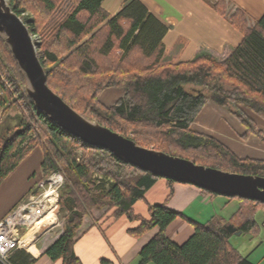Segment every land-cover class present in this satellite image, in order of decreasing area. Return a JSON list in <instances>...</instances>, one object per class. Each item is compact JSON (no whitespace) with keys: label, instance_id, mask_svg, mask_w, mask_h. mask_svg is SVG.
<instances>
[{"label":"trees","instance_id":"1","mask_svg":"<svg viewBox=\"0 0 264 264\" xmlns=\"http://www.w3.org/2000/svg\"><path fill=\"white\" fill-rule=\"evenodd\" d=\"M6 1L31 35L40 39L36 50L49 88L86 120L146 149L264 178V161L240 159L218 140L192 131L207 102L222 101L219 104L248 132L264 141V131L248 113L264 120V16L251 25L242 9L229 12L231 4L217 0L214 7L244 35L242 43L224 61L201 55L192 62L167 64L163 38L168 27L139 0H127L113 17L103 10L104 0H79L61 16L56 11L62 0ZM109 88L125 92L111 108L99 99ZM0 91V113L6 116L15 109L21 114L18 121L6 119L0 124V186L36 148L43 151L44 177L60 172L65 178L62 227L43 255L54 262L83 264L75 253L78 231L89 214L108 207L114 219L126 216L140 221L132 230L135 237L158 228L141 250L139 264H254L232 245L233 235L224 226L230 222L243 235H257L261 225L256 216L264 210L263 203L231 198L239 207L228 221L195 223V233L187 242L172 241L167 228L178 212L157 204L149 207L148 219L134 214L135 204L161 177L84 143L52 122L30 98L26 77L1 35ZM95 174L110 180L99 184ZM174 182L169 180L170 185ZM36 248L16 251L12 263L35 264Z\"/></svg>","mask_w":264,"mask_h":264},{"label":"crops","instance_id":"2","mask_svg":"<svg viewBox=\"0 0 264 264\" xmlns=\"http://www.w3.org/2000/svg\"><path fill=\"white\" fill-rule=\"evenodd\" d=\"M126 1L104 0L102 8L113 17L123 9ZM139 1L168 27V32L163 38L166 48L164 61L167 64L192 62L201 55H211L217 61H224L244 39V35L230 23L228 17L214 7L217 0ZM227 2L234 9H242L251 25L264 16V0H227ZM124 95V90L120 88H109L101 92L99 99L104 106L111 108ZM248 113L264 131V120L253 113ZM192 131L218 140L240 159L264 161V141L248 132L247 128L217 101L207 102L193 123ZM43 159L42 149L36 148L0 186V221L36 189L43 174L41 170ZM34 173L35 180L32 182L30 178ZM171 191L173 194L170 197ZM230 201L226 203L225 200L212 196L192 184L174 182L170 185L167 179L160 178L146 192L144 199L135 204L134 214L139 218L148 219L151 205L166 204L169 209L179 213V216L168 226L167 235L172 241L182 245L194 235L195 223H205L219 218L228 221L219 215L217 209L214 212V208L224 210L233 203V200ZM210 207H213L212 212L209 211ZM206 211H208L207 215ZM261 212L264 213V210ZM93 213L86 217L78 231L80 238L75 245V253L81 262L139 264L141 250L158 233V228L141 237H135L132 230L140 225L139 220L132 221L126 216L114 219L110 216V212L107 213L105 210H97ZM202 215L206 217L199 218ZM203 219L206 221H202ZM257 221L261 225L260 230L257 235L251 236L248 244L234 242L238 240H234L233 237H240L237 235L231 237V243L252 263L264 264V216ZM55 239L56 236L51 234L38 242L44 241V245L36 248V254L33 253L37 258L35 264H63L62 260L54 262L42 254Z\"/></svg>","mask_w":264,"mask_h":264},{"label":"water","instance_id":"3","mask_svg":"<svg viewBox=\"0 0 264 264\" xmlns=\"http://www.w3.org/2000/svg\"><path fill=\"white\" fill-rule=\"evenodd\" d=\"M0 35L11 48L24 73L28 94L36 107L69 134L90 146L107 149L117 158L154 176L192 184L221 196L250 199L264 204V178L232 174L140 147L133 140L78 114L49 88L48 76L38 58L32 35L6 0H0ZM224 227L231 235L243 234L232 223Z\"/></svg>","mask_w":264,"mask_h":264},{"label":"built area","instance_id":"4","mask_svg":"<svg viewBox=\"0 0 264 264\" xmlns=\"http://www.w3.org/2000/svg\"><path fill=\"white\" fill-rule=\"evenodd\" d=\"M64 185V176L53 172L0 221V264H13L16 251L32 252L42 238L62 227L59 215ZM20 227L23 232H18Z\"/></svg>","mask_w":264,"mask_h":264},{"label":"rangeland","instance_id":"5","mask_svg":"<svg viewBox=\"0 0 264 264\" xmlns=\"http://www.w3.org/2000/svg\"><path fill=\"white\" fill-rule=\"evenodd\" d=\"M78 1L79 0H62L61 1V3L59 4V7H58V9H57V11H56V13H57V15L58 16H61L63 13L65 14H67V12H69V11H71V9L73 8V6H75L77 3H78ZM229 12H234V7H232V5H230L229 6V8L227 9ZM30 16L32 17V14H30ZM60 18V17H59ZM3 37V36H2ZM33 37V40H34V42L36 43L37 41H39L40 42V39H39V37H38V39H37V41H36V38L35 37H37V36H32ZM4 38V37H3ZM27 89H28V84H27ZM0 116H1V118H0V124H2V125H4V122H6V119H8V121L10 122H12V120H17L18 121V119H20V117H21V114L17 111V110H15V109H13V110H11L9 113H8V115H6V116H4V115H2V113H0ZM10 122V123H11ZM13 123V122H12ZM93 123H95V122H93ZM44 142V141H43ZM78 154H81V151H79L78 152ZM225 172V171H224ZM36 173H38V172H36ZM229 173H232V174H237V173H233V172H229ZM37 175V174H36ZM38 175H39V173H38ZM238 175H243V174H238ZM34 176V177H33ZM95 178H96V180H97V182L100 184V182H105L106 183V181H108V180H110L109 178H107V179H105L102 175H99V174H95ZM99 178H101V179H99ZM164 179H166V178H164ZM30 180L32 181V182H34V180H35V173L34 174H32L31 175V178H30ZM45 180V177H44V175L42 174V178L39 180V182H42V181H44ZM168 180V179H167ZM169 181V180H168ZM38 182V183H39ZM216 197H218V198H221L222 200H225V202L226 203H228L229 202V200H233L232 202L233 203H231L230 204V206H227V208H225L224 210H222V209H218V208H214V212H216V211H218V213H219V215L220 216H222L223 218H225V219H230L231 217H232V215L238 210V201L236 200V199H231V198H229V197H225V196H216ZM230 201V202H231ZM237 208V209H236ZM215 209H217L216 211H215ZM101 210H105V211H108V207H105V208H103V209H101ZM101 210H98V211H101ZM211 210V211H210ZM212 210H213V207H210L209 208V211L210 212H212ZM91 214H94V213H91ZM91 214H89L88 216H90ZM206 215L208 214V211H206V213H205ZM87 216V217H88ZM206 217L205 215H202V216H199V218H202V217ZM263 216H264V213L263 212H258V215H257V220H259V219H261V218H263ZM59 219H60V222L61 223H63V220L61 219V215H59ZM86 219V218H85ZM84 219V220H85ZM220 219V218H219ZM224 220V219H223ZM202 221H206L205 219H203ZM61 228H56V229H54V232H52L53 233V235H56V233H58L59 232V230H60ZM23 228L22 227H20V228H18V232H23ZM234 238V240H238V241H234V242H245L246 244H248L250 241H251V236H249V235H242V236H240V237H233ZM239 243L237 244V245H239ZM241 244V243H240ZM44 245V241H41L40 243H38L37 244V247L38 248H41V246H43Z\"/></svg>","mask_w":264,"mask_h":264},{"label":"bare ground","instance_id":"6","mask_svg":"<svg viewBox=\"0 0 264 264\" xmlns=\"http://www.w3.org/2000/svg\"><path fill=\"white\" fill-rule=\"evenodd\" d=\"M7 2V1H6ZM8 4V3H7ZM9 6V5H8ZM25 24V23H24ZM26 25V24H25ZM27 27V26H26ZM29 30V29H28ZM31 34V33H30ZM33 38V37H32ZM36 38V41H37V39H38V37H35ZM34 41V40H33ZM37 42H39V41H37ZM34 44H35V42H34ZM36 45V44H35ZM14 56V55H13ZM15 58V57H14ZM78 113V112H77ZM79 114V113H78ZM97 124V123H96ZM166 154V153H165ZM150 173V172H149ZM99 179H101V178H99ZM167 179V178H166ZM168 180H170V179H168ZM50 220H52V217H50L49 218Z\"/></svg>","mask_w":264,"mask_h":264}]
</instances>
